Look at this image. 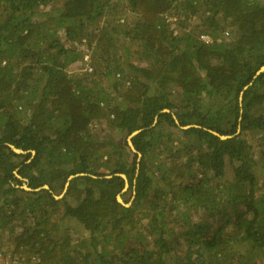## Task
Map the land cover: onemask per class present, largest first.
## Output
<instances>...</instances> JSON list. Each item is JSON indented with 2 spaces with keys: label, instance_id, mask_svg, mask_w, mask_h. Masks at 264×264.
<instances>
[{
  "label": "trees",
  "instance_id": "1",
  "mask_svg": "<svg viewBox=\"0 0 264 264\" xmlns=\"http://www.w3.org/2000/svg\"><path fill=\"white\" fill-rule=\"evenodd\" d=\"M263 65L264 0H0V264H264Z\"/></svg>",
  "mask_w": 264,
  "mask_h": 264
},
{
  "label": "rangeland",
  "instance_id": "2",
  "mask_svg": "<svg viewBox=\"0 0 264 264\" xmlns=\"http://www.w3.org/2000/svg\"><path fill=\"white\" fill-rule=\"evenodd\" d=\"M45 9H47L46 7H40L39 10L44 11ZM74 66H72L73 68ZM109 92H111L110 88H107ZM260 170H263L262 167H259ZM257 169V170H259ZM231 174V166L229 164V162H226V173H225V177L226 178H230ZM127 188V187H126ZM120 197V196H119ZM120 199L122 200V198L120 197ZM123 201V200H122ZM65 225L67 227H69L72 231V233L74 232V241H73V246L75 248H87L88 246V241L87 243L84 242L87 238H85L88 234L85 232L83 226L78 223L77 221L73 220V219H67L65 222ZM7 246V245H6Z\"/></svg>",
  "mask_w": 264,
  "mask_h": 264
},
{
  "label": "water",
  "instance_id": "3",
  "mask_svg": "<svg viewBox=\"0 0 264 264\" xmlns=\"http://www.w3.org/2000/svg\"><path fill=\"white\" fill-rule=\"evenodd\" d=\"M263 70H264V65L261 66L260 69H259L256 73H259L260 71H263ZM246 87H247V86H245L244 89H245ZM166 110H167V109H163L162 111H166ZM189 126H191V125L181 126V128H187V127H189ZM139 131H140V129H139V130H135V131H133V132L127 137V144L129 145V147H130L133 151H135V149H134V146H133V144H132V142H131V136H132V135H135V134L138 133ZM213 133L216 134V135H218V136H219L220 138H222V139L231 136V135H223V134H219V133H217V132H215V131H213ZM10 147H11L12 150H14L15 152H24V151H22L21 149H17V148H16L15 146H13V145H10ZM32 153H33V151H32ZM138 156H140V154H138ZM120 175H121V176L124 178V180H125V188H126V187L128 186L126 176H125L124 174H120ZM72 177H73V175H70V176L68 177V179H71ZM67 183H68V182H67ZM67 183H66V185H67ZM23 187L26 188V189H29V188L27 187L26 184H24ZM43 187H47V186L44 185ZM125 188H124V189H125ZM65 189H66V188L63 189V192L65 191ZM63 192H62V194H63ZM62 194H60L59 196H56V198L61 197ZM116 198H117V200H118L119 202L124 203V202L120 199L119 195H117ZM125 205H129V203H126Z\"/></svg>",
  "mask_w": 264,
  "mask_h": 264
},
{
  "label": "built area",
  "instance_id": "4",
  "mask_svg": "<svg viewBox=\"0 0 264 264\" xmlns=\"http://www.w3.org/2000/svg\"><path fill=\"white\" fill-rule=\"evenodd\" d=\"M200 37H201L202 39H204L205 41H208V40H209L208 35L201 34ZM1 258H2V254H1V251H0V259H1Z\"/></svg>",
  "mask_w": 264,
  "mask_h": 264
}]
</instances>
